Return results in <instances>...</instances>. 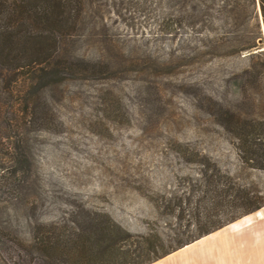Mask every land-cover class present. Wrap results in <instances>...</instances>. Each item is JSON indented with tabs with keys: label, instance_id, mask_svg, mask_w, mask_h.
<instances>
[{
	"label": "rangeland",
	"instance_id": "rangeland-1",
	"mask_svg": "<svg viewBox=\"0 0 264 264\" xmlns=\"http://www.w3.org/2000/svg\"><path fill=\"white\" fill-rule=\"evenodd\" d=\"M131 1L133 12L110 21L123 29L118 54L86 72L16 77L12 94L2 90L0 264H137L162 252L187 201L206 197L202 174L213 166L203 155L264 198V170L240 160L228 128L264 121L261 57L251 55L264 51L259 0H190L192 41L157 33L168 3ZM18 141L26 163L13 157ZM54 229L60 245L29 243ZM179 259L205 264L204 250Z\"/></svg>",
	"mask_w": 264,
	"mask_h": 264
},
{
	"label": "trees",
	"instance_id": "trees-1",
	"mask_svg": "<svg viewBox=\"0 0 264 264\" xmlns=\"http://www.w3.org/2000/svg\"><path fill=\"white\" fill-rule=\"evenodd\" d=\"M162 2L169 5L162 11L157 33L161 31L175 39L192 41L195 37L193 19L198 12L188 8L190 0ZM253 2L256 4V0ZM259 3L264 21V0ZM137 4L131 0H0V98L2 90L12 94L13 86L19 83L16 77L32 79L43 73L56 77L86 72L91 70L92 63L118 54V43L124 35L121 27L111 24L112 15L125 19ZM135 28L125 27L126 30ZM201 37L210 39L207 33ZM257 46L256 42L252 43L246 50L254 51ZM251 55L261 57V76H264V51ZM233 123L231 121L228 128L234 126L237 129L233 131V144L240 160L253 169L264 170V121ZM14 148L15 162H28L27 148L19 141ZM203 158L213 166L212 173L206 167L202 174L206 197L187 201L185 209L189 211V219L187 224L183 223V209L177 218L178 228L171 245L163 246L162 252L153 251V256L149 255L137 264H152L264 207V198L258 193L238 187L229 177L222 175L220 166L209 156L203 155ZM224 178L226 182L222 181ZM114 227L118 234L123 231L116 224ZM97 228L101 231L99 233L111 232L110 227L104 225ZM54 231H47L42 236L33 233L30 242L17 237L14 244L20 249L28 247V242L53 248L61 244L58 238H54Z\"/></svg>",
	"mask_w": 264,
	"mask_h": 264
},
{
	"label": "crops",
	"instance_id": "crops-1",
	"mask_svg": "<svg viewBox=\"0 0 264 264\" xmlns=\"http://www.w3.org/2000/svg\"><path fill=\"white\" fill-rule=\"evenodd\" d=\"M257 218L243 226L228 225L152 264H178L180 257H191L202 248L205 264H264V215Z\"/></svg>",
	"mask_w": 264,
	"mask_h": 264
},
{
	"label": "bare ground",
	"instance_id": "bare-ground-1",
	"mask_svg": "<svg viewBox=\"0 0 264 264\" xmlns=\"http://www.w3.org/2000/svg\"><path fill=\"white\" fill-rule=\"evenodd\" d=\"M263 211H264L263 209H261V210L259 211V215H260V216L263 215ZM250 221H251V220L248 219V218H244V219L241 220V222H250ZM241 222H240V223H241ZM240 223L237 222L235 227H237V226H243V225H240ZM204 238H205V237H204ZM204 238H202V239H204ZM186 247H189V245H187ZM186 247H185V248H186Z\"/></svg>",
	"mask_w": 264,
	"mask_h": 264
}]
</instances>
